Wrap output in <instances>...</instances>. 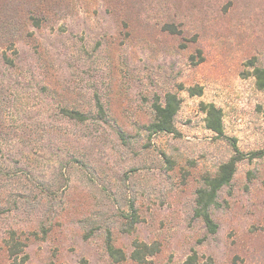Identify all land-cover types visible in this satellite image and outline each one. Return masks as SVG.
Listing matches in <instances>:
<instances>
[{
  "label": "rangeland",
  "instance_id": "obj_1",
  "mask_svg": "<svg viewBox=\"0 0 264 264\" xmlns=\"http://www.w3.org/2000/svg\"><path fill=\"white\" fill-rule=\"evenodd\" d=\"M256 66L264 0H0V264H181L193 251L264 264ZM169 91L175 131L149 133ZM202 103L221 109L223 136ZM234 149L208 232L195 191ZM10 231L24 260L8 256Z\"/></svg>",
  "mask_w": 264,
  "mask_h": 264
},
{
  "label": "trees",
  "instance_id": "obj_2",
  "mask_svg": "<svg viewBox=\"0 0 264 264\" xmlns=\"http://www.w3.org/2000/svg\"><path fill=\"white\" fill-rule=\"evenodd\" d=\"M253 76L255 78V85L258 89L264 90V67L256 66L253 69ZM200 92V89H191V94H197ZM202 110L205 112V125L206 127L214 132L218 136H223V125L221 118V109L215 106L213 103H202ZM180 106V99L175 92H166L163 98H156L151 103V119L146 125V129L149 133L157 132H174V118ZM96 107L98 111L102 113V105L99 101L96 102ZM63 113L68 115L70 118H75L78 120H84L85 114L81 111L75 109H63ZM236 152L231 158L227 161L222 162L217 167V170L210 175H206L203 178L202 185L198 187L195 191V206H194V215L200 218L208 232H215L217 224L211 217L210 209L217 206L218 203V193L220 189L228 185L234 175L236 162L242 158L241 153L238 149H234ZM14 231H10L6 239V248L9 258L12 257V260L16 262V256L20 253L22 254V259L24 260L25 254L23 253L22 248H20L19 238L15 236ZM144 248H147V245H142ZM106 248L111 256H114L116 259L123 257V252L120 249L114 247L111 242L110 237H106ZM136 248L133 251V258H139V253ZM181 264H204L199 255L193 251L189 253Z\"/></svg>",
  "mask_w": 264,
  "mask_h": 264
}]
</instances>
